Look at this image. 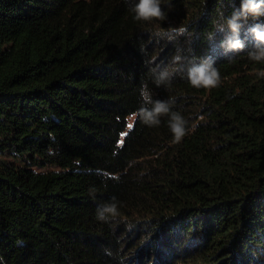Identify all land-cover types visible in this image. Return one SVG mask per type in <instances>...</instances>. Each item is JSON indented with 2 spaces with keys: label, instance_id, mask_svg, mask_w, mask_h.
Masks as SVG:
<instances>
[{
  "label": "trees",
  "instance_id": "16d2710c",
  "mask_svg": "<svg viewBox=\"0 0 264 264\" xmlns=\"http://www.w3.org/2000/svg\"><path fill=\"white\" fill-rule=\"evenodd\" d=\"M136 2L0 0V264H264V62L246 36L264 16L225 56L216 24L241 0H160L147 22ZM177 50L211 56L220 84L193 88ZM145 83L187 121L180 142L134 115Z\"/></svg>",
  "mask_w": 264,
  "mask_h": 264
},
{
  "label": "clouds",
  "instance_id": "9594fccd",
  "mask_svg": "<svg viewBox=\"0 0 264 264\" xmlns=\"http://www.w3.org/2000/svg\"><path fill=\"white\" fill-rule=\"evenodd\" d=\"M134 14L136 21L163 20L165 13L160 6V0H137L130 9ZM264 16V0H241L239 8H233L231 14L224 18L222 22L216 24L215 35H223L224 39L220 42L225 56L235 54L245 50V39L240 36V31L247 23L249 18L258 19ZM175 35H168V40L172 41L183 34V28L173 30ZM215 35L209 34V40H214ZM246 36L253 40L247 56L251 61L264 62V24L254 23L248 27ZM231 58V57H229ZM187 62L189 67L185 76L188 83L196 89H212L220 84V74L215 67V60L211 57H205L199 62L193 58L189 60L187 57L177 50L172 58V63L179 65ZM149 63H152L151 61ZM177 69L169 71L167 68H160L159 65L150 68L153 81L157 87L168 85L171 83ZM264 76V71L260 73ZM140 97L142 106L134 113V115L147 126H158L161 117H168V127L173 136L174 142H180L187 134V121L177 112L172 111V100H153L152 93L149 91L147 84L140 87ZM104 204L98 207L96 218L99 221L108 222L110 218L119 215L118 204L115 202Z\"/></svg>",
  "mask_w": 264,
  "mask_h": 264
}]
</instances>
